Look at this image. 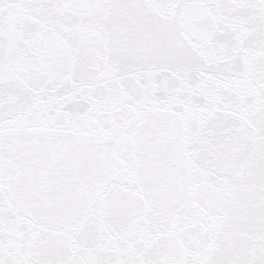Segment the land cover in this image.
Instances as JSON below:
<instances>
[{
    "label": "snow or ice",
    "instance_id": "1",
    "mask_svg": "<svg viewBox=\"0 0 264 264\" xmlns=\"http://www.w3.org/2000/svg\"><path fill=\"white\" fill-rule=\"evenodd\" d=\"M0 264H264V0H0Z\"/></svg>",
    "mask_w": 264,
    "mask_h": 264
}]
</instances>
